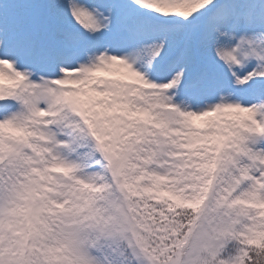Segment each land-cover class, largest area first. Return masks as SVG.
<instances>
[{"label":"snow or ice","instance_id":"obj_1","mask_svg":"<svg viewBox=\"0 0 264 264\" xmlns=\"http://www.w3.org/2000/svg\"><path fill=\"white\" fill-rule=\"evenodd\" d=\"M0 264H264V0H0Z\"/></svg>","mask_w":264,"mask_h":264}]
</instances>
